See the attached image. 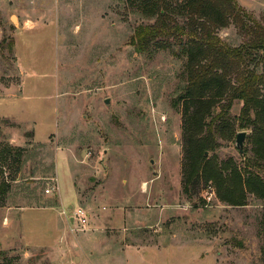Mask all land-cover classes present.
I'll return each mask as SVG.
<instances>
[{
    "label": "rangeland",
    "instance_id": "obj_1",
    "mask_svg": "<svg viewBox=\"0 0 264 264\" xmlns=\"http://www.w3.org/2000/svg\"><path fill=\"white\" fill-rule=\"evenodd\" d=\"M138 1L0 0V180L10 185L0 264H79L77 239L92 231L105 238L90 264H264L262 199L233 206L211 182L184 190L183 102L174 103L187 59L136 52L135 29L155 21ZM237 2L264 25V0ZM218 35L230 46L249 38L234 24ZM242 106L223 114L207 159L243 168L252 156ZM49 205L67 229L58 212L27 209ZM77 209L89 214L84 230L71 221Z\"/></svg>",
    "mask_w": 264,
    "mask_h": 264
},
{
    "label": "trees",
    "instance_id": "obj_2",
    "mask_svg": "<svg viewBox=\"0 0 264 264\" xmlns=\"http://www.w3.org/2000/svg\"><path fill=\"white\" fill-rule=\"evenodd\" d=\"M137 9L155 21L135 29L129 43L136 52L176 49L187 59V82L174 103L183 102L185 192L211 182L227 204L246 205L249 193L264 201V25L237 0H139ZM231 24L249 36L239 46L218 35ZM221 100L225 109L216 113ZM236 100L243 102L240 128L251 129L253 154L243 168L232 160L220 163L205 156L217 149L223 114ZM16 154L20 157L21 151ZM9 190L8 182L0 180V204ZM261 225L264 238V209Z\"/></svg>",
    "mask_w": 264,
    "mask_h": 264
},
{
    "label": "crops",
    "instance_id": "obj_3",
    "mask_svg": "<svg viewBox=\"0 0 264 264\" xmlns=\"http://www.w3.org/2000/svg\"><path fill=\"white\" fill-rule=\"evenodd\" d=\"M58 181H59V178H58ZM61 185L59 183V194L62 198V201H61V204H65V201H64V197H63V194H62V189H61ZM69 206H71V204H69ZM60 206H46V207H32V208H27V209H30L32 211H48V212H51V211H55V212H58V217H59V221H60V224H62V230L64 229H67L66 226H64V216L61 214V212L59 211ZM27 209H20L22 211V214L25 213V211H28ZM72 218V217H71ZM103 219V218H101ZM7 221V219H6ZM101 221V220H100ZM73 222V221H72ZM101 224L103 226H105L106 224V220L103 219V222L101 221ZM63 235H61L62 237ZM60 237V238H61ZM100 237L99 239H96ZM102 236H100L99 233H95V232H91V233H85L79 240V238L77 239V245L79 246V251H82V254H79V256H74V261L77 263V261H80L79 264H81V262L83 260L87 261L89 264L91 263L92 259L90 258V256H96L98 253H99V250H100V245H101V239ZM103 238H105V236H103ZM102 238V239H103ZM123 250V249H122ZM68 255L66 256V259L68 260ZM88 255L87 257H84Z\"/></svg>",
    "mask_w": 264,
    "mask_h": 264
},
{
    "label": "built area",
    "instance_id": "obj_4",
    "mask_svg": "<svg viewBox=\"0 0 264 264\" xmlns=\"http://www.w3.org/2000/svg\"><path fill=\"white\" fill-rule=\"evenodd\" d=\"M47 193L53 191V188H47ZM73 225L77 226L76 228L79 230L86 229L89 222V214L84 209H77L72 216Z\"/></svg>",
    "mask_w": 264,
    "mask_h": 264
},
{
    "label": "water",
    "instance_id": "obj_5",
    "mask_svg": "<svg viewBox=\"0 0 264 264\" xmlns=\"http://www.w3.org/2000/svg\"><path fill=\"white\" fill-rule=\"evenodd\" d=\"M247 135H248L247 131H241L237 134L236 143L240 148L241 152L244 151V142L246 140ZM71 221H73V218H71Z\"/></svg>",
    "mask_w": 264,
    "mask_h": 264
},
{
    "label": "bare ground",
    "instance_id": "obj_6",
    "mask_svg": "<svg viewBox=\"0 0 264 264\" xmlns=\"http://www.w3.org/2000/svg\"><path fill=\"white\" fill-rule=\"evenodd\" d=\"M14 19H16V18H14Z\"/></svg>",
    "mask_w": 264,
    "mask_h": 264
}]
</instances>
